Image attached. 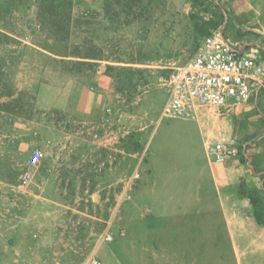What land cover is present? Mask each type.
Masks as SVG:
<instances>
[{
    "label": "rangeland",
    "instance_id": "1",
    "mask_svg": "<svg viewBox=\"0 0 264 264\" xmlns=\"http://www.w3.org/2000/svg\"><path fill=\"white\" fill-rule=\"evenodd\" d=\"M216 4L0 0L2 79L39 110L13 117L0 98L1 264H264V248L235 254L200 206L192 124L158 121L172 68L192 57L203 24L219 28Z\"/></svg>",
    "mask_w": 264,
    "mask_h": 264
},
{
    "label": "crops",
    "instance_id": "2",
    "mask_svg": "<svg viewBox=\"0 0 264 264\" xmlns=\"http://www.w3.org/2000/svg\"><path fill=\"white\" fill-rule=\"evenodd\" d=\"M213 2L223 14V21L217 30L224 39L240 55L255 51V56L264 67V0ZM259 80L264 83V69L261 74H251L249 99L222 109L221 114L201 110L196 119H180L192 124V135H195L199 150L201 169L194 185L198 195H202L200 206L203 207L204 203V207L219 218L227 239L233 243L235 254L264 248V223L258 225L255 222L249 199L240 195L241 187L255 193L260 197L264 210V86H259ZM103 88L97 90L104 93ZM89 96V111L94 112L97 105L91 102V98L95 94ZM100 96L103 97V94ZM206 140L230 142L236 154L225 162L209 159L204 151ZM114 150L118 155V150ZM205 194L208 196L207 204Z\"/></svg>",
    "mask_w": 264,
    "mask_h": 264
},
{
    "label": "built area",
    "instance_id": "3",
    "mask_svg": "<svg viewBox=\"0 0 264 264\" xmlns=\"http://www.w3.org/2000/svg\"><path fill=\"white\" fill-rule=\"evenodd\" d=\"M255 53L240 55L219 30L205 36L188 61L172 68L165 81L166 97L158 121L162 118L193 120L201 110L221 114L222 109L247 101L251 74H261L264 69ZM258 84L264 86L262 80ZM204 151L216 162H225L236 154L231 143L224 141L206 140ZM40 156L39 150L34 151L28 164L34 165ZM29 180L30 173L24 171L18 186H25ZM111 239L112 235L105 230L103 240ZM90 263L98 264L96 259H91Z\"/></svg>",
    "mask_w": 264,
    "mask_h": 264
},
{
    "label": "trees",
    "instance_id": "4",
    "mask_svg": "<svg viewBox=\"0 0 264 264\" xmlns=\"http://www.w3.org/2000/svg\"><path fill=\"white\" fill-rule=\"evenodd\" d=\"M215 6L218 10V16H217V20L214 23H212L214 28L219 27L223 21V14L219 6L217 4ZM48 9L49 11H51L52 7ZM52 13H53V10L52 12H50V14L52 18H55V14L54 13L52 14ZM45 20H49L48 22L50 23L51 26H55L57 24L51 18H46ZM59 29H60V26H59ZM200 30L204 34L203 37L211 33L209 28L206 27L204 24L201 26ZM83 58H89V57L85 56ZM2 62L4 63L3 60ZM12 63L13 62L11 61V64ZM67 63H71L72 66L77 67L78 70H81L80 68L81 65H85L86 67L91 68L97 64L95 61H82V60H70ZM5 74L6 73L3 71L2 64H0V85H4L6 89L4 93L0 92V98L3 95L7 98L6 101L2 102L5 106V110L9 112V114H11V116L13 117H23L24 116L23 114L25 111L26 118H29L31 114H36L37 112H39V110L33 107V104H31V100L34 99L33 95L29 93L27 90L15 88V86L13 85V82H9V81L6 82V80H3L2 77L7 76ZM25 99L27 100V102H24ZM240 195L249 199L251 206H252V216L255 222L258 225L263 224L264 223V210H263V205H262V201L260 197L253 192L245 190L244 187L240 188Z\"/></svg>",
    "mask_w": 264,
    "mask_h": 264
}]
</instances>
